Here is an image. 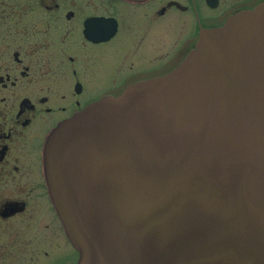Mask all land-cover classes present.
<instances>
[{"label": "water", "instance_id": "obj_1", "mask_svg": "<svg viewBox=\"0 0 264 264\" xmlns=\"http://www.w3.org/2000/svg\"><path fill=\"white\" fill-rule=\"evenodd\" d=\"M77 264H264V2L45 145Z\"/></svg>", "mask_w": 264, "mask_h": 264}, {"label": "flooded vegetation", "instance_id": "obj_2", "mask_svg": "<svg viewBox=\"0 0 264 264\" xmlns=\"http://www.w3.org/2000/svg\"><path fill=\"white\" fill-rule=\"evenodd\" d=\"M262 2L0 0V264L65 251L45 173L51 131L102 98L170 73L203 30Z\"/></svg>", "mask_w": 264, "mask_h": 264}, {"label": "rangeland", "instance_id": "obj_3", "mask_svg": "<svg viewBox=\"0 0 264 264\" xmlns=\"http://www.w3.org/2000/svg\"><path fill=\"white\" fill-rule=\"evenodd\" d=\"M60 247H63L65 251L62 253V249H56L53 252V249H48L51 253H62L60 257H56L55 259H52L53 257L47 258L41 255V257H35L32 261H30L28 264H75L77 260V252L72 248L71 244L68 241L67 236L64 237V239L60 242ZM52 255V254H51ZM27 264V263H25Z\"/></svg>", "mask_w": 264, "mask_h": 264}]
</instances>
